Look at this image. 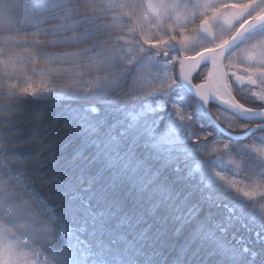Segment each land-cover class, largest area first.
Returning <instances> with one entry per match:
<instances>
[{
    "label": "snow or ice",
    "instance_id": "6c2138e0",
    "mask_svg": "<svg viewBox=\"0 0 264 264\" xmlns=\"http://www.w3.org/2000/svg\"><path fill=\"white\" fill-rule=\"evenodd\" d=\"M0 264H264V0H0Z\"/></svg>",
    "mask_w": 264,
    "mask_h": 264
},
{
    "label": "trees",
    "instance_id": "16d2710c",
    "mask_svg": "<svg viewBox=\"0 0 264 264\" xmlns=\"http://www.w3.org/2000/svg\"><path fill=\"white\" fill-rule=\"evenodd\" d=\"M67 79V78H66ZM68 83H72V81L71 80H68Z\"/></svg>",
    "mask_w": 264,
    "mask_h": 264
}]
</instances>
